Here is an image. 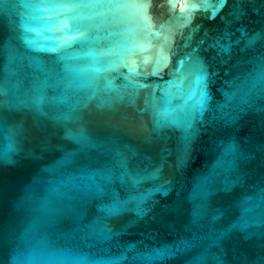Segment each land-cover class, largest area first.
I'll return each mask as SVG.
<instances>
[{
	"label": "water",
	"instance_id": "1",
	"mask_svg": "<svg viewBox=\"0 0 264 264\" xmlns=\"http://www.w3.org/2000/svg\"><path fill=\"white\" fill-rule=\"evenodd\" d=\"M105 7L0 0V264H264V0Z\"/></svg>",
	"mask_w": 264,
	"mask_h": 264
},
{
	"label": "snow or ice",
	"instance_id": "2",
	"mask_svg": "<svg viewBox=\"0 0 264 264\" xmlns=\"http://www.w3.org/2000/svg\"><path fill=\"white\" fill-rule=\"evenodd\" d=\"M92 2L106 6L104 8V15H120L124 10V6L135 5L139 3L147 2V0H92ZM166 2L172 4L174 7L175 0H166ZM188 2V0H186ZM218 3L219 0H216ZM181 16L184 15L183 12L180 13ZM207 72L201 67L195 77V85L196 91L193 93V100L195 102V110L200 111L201 113L204 110V107L207 102ZM235 99V96L232 97ZM37 103L39 102V98H37ZM241 103L247 104L250 103V98L245 96L241 98Z\"/></svg>",
	"mask_w": 264,
	"mask_h": 264
}]
</instances>
